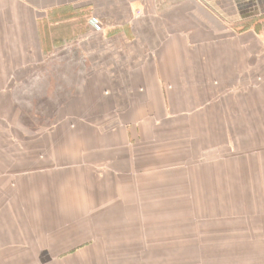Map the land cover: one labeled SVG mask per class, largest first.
I'll return each instance as SVG.
<instances>
[{"label":"crops","instance_id":"0c3cea01","mask_svg":"<svg viewBox=\"0 0 264 264\" xmlns=\"http://www.w3.org/2000/svg\"><path fill=\"white\" fill-rule=\"evenodd\" d=\"M0 264H264V0H0Z\"/></svg>","mask_w":264,"mask_h":264},{"label":"rangeland","instance_id":"374dc122","mask_svg":"<svg viewBox=\"0 0 264 264\" xmlns=\"http://www.w3.org/2000/svg\"><path fill=\"white\" fill-rule=\"evenodd\" d=\"M64 18H66L67 20H65ZM73 15H72V11H67L66 13H63L62 14V17L61 19L58 21V23L54 26L55 27V30L54 31V36H53V39H55V41H52V45L53 43H57L58 42H62V40H66V42H68L67 46H71L74 42V36H75V32L78 31V28L80 26V24H75L74 21H71L70 19H73ZM72 49V50H71ZM62 60H66L67 61V64H71V63H79L80 62V58L81 56L79 55L78 51H74L73 48H70L67 52H65L63 55H62ZM63 62V61H62ZM81 63L83 65V68L85 67V63L83 60H81ZM59 64V62H57V65ZM85 69V68H84ZM67 86H68V89H67V93H66V96L69 97L71 96L72 94H74V92L76 91V87H74L73 85H71V83L69 81H67ZM54 88H52L53 90ZM55 90V89H54ZM61 90V89H60ZM36 93L40 94V91H37ZM26 105V104H25ZM27 108L28 111H30L31 109L33 110H38V106L37 104H34V103H30V105L28 104V106H25ZM40 111H43L41 109H39ZM48 111V110H47ZM45 112V111H43ZM53 110H51L49 112V115H52L53 114ZM47 115L45 114V117ZM43 121H48V120H43ZM38 122V121H36ZM47 123V122H45Z\"/></svg>","mask_w":264,"mask_h":264},{"label":"built area","instance_id":"2783aa9c","mask_svg":"<svg viewBox=\"0 0 264 264\" xmlns=\"http://www.w3.org/2000/svg\"><path fill=\"white\" fill-rule=\"evenodd\" d=\"M139 14H141V12H139Z\"/></svg>","mask_w":264,"mask_h":264}]
</instances>
